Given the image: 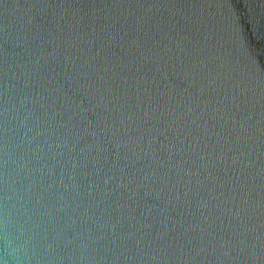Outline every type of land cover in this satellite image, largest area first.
<instances>
[{
	"label": "water",
	"instance_id": "1",
	"mask_svg": "<svg viewBox=\"0 0 264 264\" xmlns=\"http://www.w3.org/2000/svg\"><path fill=\"white\" fill-rule=\"evenodd\" d=\"M0 264H264V0H0Z\"/></svg>",
	"mask_w": 264,
	"mask_h": 264
}]
</instances>
